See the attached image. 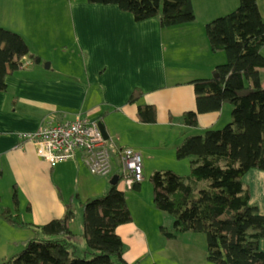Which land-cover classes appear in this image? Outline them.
I'll return each mask as SVG.
<instances>
[{
	"label": "crops",
	"instance_id": "1",
	"mask_svg": "<svg viewBox=\"0 0 264 264\" xmlns=\"http://www.w3.org/2000/svg\"><path fill=\"white\" fill-rule=\"evenodd\" d=\"M192 1L194 21L162 27L158 18L138 21L116 4L0 0V26L19 32L31 49L24 67L7 76L8 89L0 90V209L9 207L14 218L25 222L12 223L0 215L3 261L40 235L27 223L42 225L65 215L75 204L74 192L81 194L85 178L83 190L89 199L106 193L119 172L116 162L108 177L110 185L105 181L95 184L99 180L87 172L82 156L52 164L39 156L34 143L23 133L34 132L49 121L81 115L102 121L109 138L120 146L144 152L150 159L155 158L154 150L160 145L150 146L144 141L145 125L194 131L183 120L186 111L197 109L192 80L212 77L216 66L227 61L224 51L212 50L207 24L235 10L240 0ZM258 4L264 16V0H258ZM68 40L75 46L70 47ZM77 53L81 60L74 62ZM58 54L60 60L56 59ZM261 81L264 85V68ZM136 88L144 92L141 103L157 107L156 123L138 119V103L129 101ZM231 110L232 106L225 103L220 111L200 114L197 128L203 132L231 121ZM244 181L251 190V202L264 214V170L250 169ZM8 183L18 188V207L14 201L8 204L3 200ZM118 187L124 189L122 183ZM130 208L133 220L121 224L118 232L128 263L140 264V238H133L140 254H128L125 248L133 249L131 233L141 232L147 237L149 229L136 220V212ZM160 233L157 249L152 252L153 264H217L208 259L207 240L202 234L185 231L167 238ZM261 248L264 250V237Z\"/></svg>",
	"mask_w": 264,
	"mask_h": 264
},
{
	"label": "trees",
	"instance_id": "2",
	"mask_svg": "<svg viewBox=\"0 0 264 264\" xmlns=\"http://www.w3.org/2000/svg\"><path fill=\"white\" fill-rule=\"evenodd\" d=\"M87 1L116 4L138 21L158 18L162 27L196 19L192 0ZM207 36L212 50L224 51L227 61L216 66L218 76L192 80L197 109L186 111L183 120L197 127L200 114L220 111L228 102L233 119L222 128L188 136L176 153L178 158L191 157L190 173L172 168L155 170L151 175L153 199L158 209L175 217L173 231L162 226L167 238L185 231L204 233L210 261L264 264V214L251 202V190L244 181L250 169L264 170V16L258 0H240L235 10L207 24ZM30 51L23 35L0 26V90L8 89L7 76L24 67ZM143 94L136 88L129 101L138 103L141 122L156 123L157 107L141 103ZM118 146L117 152L127 147ZM118 184H111L103 195L80 202L88 245L84 255L76 254L72 229L76 207L71 205L60 218L42 225L27 223L40 235L0 264H129L118 227L131 222L133 213L126 191ZM140 187L138 182L134 189ZM13 198L18 207L16 186ZM0 215L9 222L25 224L14 218L9 207L0 209Z\"/></svg>",
	"mask_w": 264,
	"mask_h": 264
},
{
	"label": "rangeland",
	"instance_id": "3",
	"mask_svg": "<svg viewBox=\"0 0 264 264\" xmlns=\"http://www.w3.org/2000/svg\"><path fill=\"white\" fill-rule=\"evenodd\" d=\"M68 44L70 47L71 45L75 46V44L70 40H68ZM78 54L79 53L74 54L75 57L74 62L81 60ZM58 57H60L59 54L56 55V59L60 60V58ZM226 104L232 106V104L229 102ZM229 121L227 120V122H222L219 126H216V128L224 127L227 123H229ZM145 126H146V131H145L146 138L144 139V141L147 142V144H149L150 146L160 145V148L158 150H154L155 158L149 159L147 158L148 156H146L144 152L142 153L144 180L141 182L142 184L140 189L124 188L123 190L126 191L128 202L136 212L135 213L136 220L138 218L141 221V225L143 223V227L146 225L147 229H149V232L147 234V237H145V235L141 232H139L140 235H135L131 233L130 235H132L131 237L132 239L130 240V243L132 244L134 251L133 249L131 250L130 248L129 249L125 248L126 250L125 252L128 254L133 253L134 255L140 254L136 251V247L133 241V238H140L142 245H140L138 250H142L141 257L143 259L140 264H153L152 252L155 249H157L158 240H159V236L157 237V235L161 234L160 232L162 231V226L167 225L170 228H173L172 223L175 217L173 214L167 211L160 210L156 207L153 199V183L151 181V175L155 170L169 169V168L175 169V171L181 174H187L191 167L190 166L191 157L178 158L176 153L177 147L181 145L188 136L198 135V134L203 135L205 131L200 132L201 130L198 129L197 127H193L192 129L194 130L193 132H189V131L186 132L185 127L184 129H180L179 126H174V127L172 126L171 128L156 124H148ZM115 161L117 162L116 159ZM86 169L87 172L93 177V179L99 180L98 182L94 181L95 184L104 181L106 182V185L110 183V179L107 176L94 174L90 171V169L87 166ZM84 183L86 184V178L82 181V186H81L82 188L80 195H78L76 191L74 192L76 194L74 200L75 203L74 206L76 207V216L72 222V229L76 235V254L78 255H84V250L88 246L86 239L83 235V208L80 205V202L87 200V198H85V192L83 190ZM91 184L93 183L89 181V185ZM14 190H15V186L13 184L12 185L10 183L5 184V190L3 191L5 193L3 197L5 203L11 204L12 201H14L13 199ZM201 234L202 236H204V238H206V235L204 233ZM148 242L150 243V245H148ZM4 261L0 258V262H4Z\"/></svg>",
	"mask_w": 264,
	"mask_h": 264
},
{
	"label": "built area",
	"instance_id": "4",
	"mask_svg": "<svg viewBox=\"0 0 264 264\" xmlns=\"http://www.w3.org/2000/svg\"><path fill=\"white\" fill-rule=\"evenodd\" d=\"M22 135L34 143L40 157L52 164L82 156L92 173L110 177L116 159L119 166L116 175L124 188H134L144 180L141 152L131 147L117 152L118 144L105 137L97 120L78 115L75 119L49 121L42 128Z\"/></svg>",
	"mask_w": 264,
	"mask_h": 264
},
{
	"label": "water",
	"instance_id": "5",
	"mask_svg": "<svg viewBox=\"0 0 264 264\" xmlns=\"http://www.w3.org/2000/svg\"><path fill=\"white\" fill-rule=\"evenodd\" d=\"M40 61H41V59L38 58L37 62H40ZM215 76H218V75L215 74ZM99 125H100V128H101L102 132L104 133L105 137H106V138H109L110 136H109V133H108L107 130H106L105 124L101 121V122L99 123ZM111 182H112L113 184H115V183L118 182L117 175L113 177V179H112Z\"/></svg>",
	"mask_w": 264,
	"mask_h": 264
}]
</instances>
